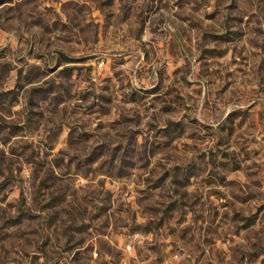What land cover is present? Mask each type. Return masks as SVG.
<instances>
[{
  "label": "rangeland",
  "instance_id": "374dc122",
  "mask_svg": "<svg viewBox=\"0 0 264 264\" xmlns=\"http://www.w3.org/2000/svg\"><path fill=\"white\" fill-rule=\"evenodd\" d=\"M0 264H264V0H0Z\"/></svg>",
  "mask_w": 264,
  "mask_h": 264
}]
</instances>
